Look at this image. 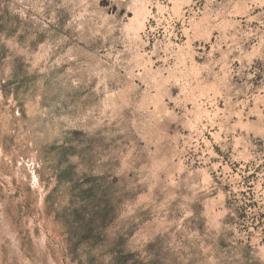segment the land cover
<instances>
[{"label":"rangeland","instance_id":"rangeland-1","mask_svg":"<svg viewBox=\"0 0 264 264\" xmlns=\"http://www.w3.org/2000/svg\"><path fill=\"white\" fill-rule=\"evenodd\" d=\"M0 264H264V0H0Z\"/></svg>","mask_w":264,"mask_h":264}]
</instances>
